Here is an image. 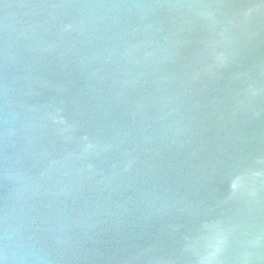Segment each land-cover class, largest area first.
<instances>
[{"label": "water", "instance_id": "1", "mask_svg": "<svg viewBox=\"0 0 264 264\" xmlns=\"http://www.w3.org/2000/svg\"><path fill=\"white\" fill-rule=\"evenodd\" d=\"M0 264H264V0H0Z\"/></svg>", "mask_w": 264, "mask_h": 264}]
</instances>
